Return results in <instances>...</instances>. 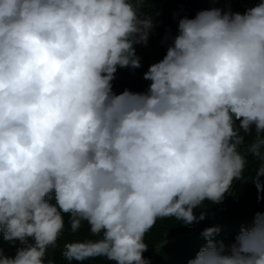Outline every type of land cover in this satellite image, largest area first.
Instances as JSON below:
<instances>
[{
	"label": "clouds",
	"instance_id": "9594fccd",
	"mask_svg": "<svg viewBox=\"0 0 264 264\" xmlns=\"http://www.w3.org/2000/svg\"><path fill=\"white\" fill-rule=\"evenodd\" d=\"M145 3L0 0V234L19 244L0 264H56L58 247L66 264H150L158 221L204 220L236 181L264 199V0L179 17L147 90L117 94L156 27ZM66 216L88 235L61 247ZM220 232L188 264H264V212Z\"/></svg>",
	"mask_w": 264,
	"mask_h": 264
},
{
	"label": "trees",
	"instance_id": "16d2710c",
	"mask_svg": "<svg viewBox=\"0 0 264 264\" xmlns=\"http://www.w3.org/2000/svg\"><path fill=\"white\" fill-rule=\"evenodd\" d=\"M174 0H146L143 5V11L146 15H152L156 27L153 29V34L149 37L148 44L137 45L136 53L141 58V67L138 69L118 68L113 83V91L117 94L129 89L134 92H145L150 84V81L143 79V74L148 67L155 62H158L166 54V50L153 51L152 47L156 43L165 42L166 36H174L177 31V20L179 17L188 16L192 18L196 12L201 9L219 7L227 10L230 8L234 12L243 13L246 9L255 6L261 0H187V5L181 10L174 8ZM168 40V39H167ZM252 135H255L253 129ZM246 142H250L246 140ZM251 161V157H249ZM254 162L249 164V170L246 173L250 174ZM50 202L54 203V200ZM205 207L196 209V215L201 211L205 212L204 220L194 223L190 226H185L175 220H161L147 234L146 242L149 247L144 252V257L150 261V264H188L189 259L195 257L198 250L206 243L201 233L208 227L218 226L221 232L215 237L217 240H223L229 243L234 240L238 234L241 225L250 224L254 214L264 212V199L257 200V190L255 186L248 182L236 181L232 186V193L225 196L220 204H211L205 202ZM66 232L71 233L67 227ZM76 239H82L88 235L87 226L73 234ZM10 242L3 240L0 234V249L7 256H13L16 247ZM62 247V246H61ZM50 258L56 264H66L61 256V248L50 251ZM88 264V262H86ZM91 264H108L107 261L96 259Z\"/></svg>",
	"mask_w": 264,
	"mask_h": 264
},
{
	"label": "rangeland",
	"instance_id": "374dc122",
	"mask_svg": "<svg viewBox=\"0 0 264 264\" xmlns=\"http://www.w3.org/2000/svg\"><path fill=\"white\" fill-rule=\"evenodd\" d=\"M224 1H231V0H224ZM174 8L176 10H181L184 6L187 5V0H174L173 2ZM171 43V39L166 40L165 42H161V43H156L153 45L152 49L153 51H159L161 52L162 50L167 49L168 44ZM76 239L75 236L73 234H70L68 232L65 231L64 236L62 237L61 241H60V245L62 246L63 242L65 240H73Z\"/></svg>",
	"mask_w": 264,
	"mask_h": 264
}]
</instances>
